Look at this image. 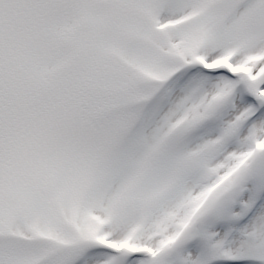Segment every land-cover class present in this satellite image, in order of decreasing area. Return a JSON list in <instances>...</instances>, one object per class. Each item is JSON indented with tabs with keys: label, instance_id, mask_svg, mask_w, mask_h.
<instances>
[{
	"label": "snow or ice",
	"instance_id": "obj_1",
	"mask_svg": "<svg viewBox=\"0 0 264 264\" xmlns=\"http://www.w3.org/2000/svg\"><path fill=\"white\" fill-rule=\"evenodd\" d=\"M0 264H264V0H0Z\"/></svg>",
	"mask_w": 264,
	"mask_h": 264
}]
</instances>
